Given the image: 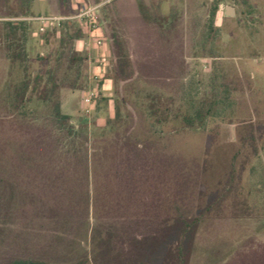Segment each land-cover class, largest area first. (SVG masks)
Segmentation results:
<instances>
[{
	"label": "rangeland",
	"instance_id": "374dc122",
	"mask_svg": "<svg viewBox=\"0 0 264 264\" xmlns=\"http://www.w3.org/2000/svg\"><path fill=\"white\" fill-rule=\"evenodd\" d=\"M97 4L104 66L85 21L27 20L21 101L0 47V264H264V0H0V21Z\"/></svg>",
	"mask_w": 264,
	"mask_h": 264
},
{
	"label": "trees",
	"instance_id": "16d2710c",
	"mask_svg": "<svg viewBox=\"0 0 264 264\" xmlns=\"http://www.w3.org/2000/svg\"><path fill=\"white\" fill-rule=\"evenodd\" d=\"M216 7L212 12V16H215ZM27 20H1L0 21V47L4 46L8 50V58L12 67H16L19 70V77L17 78L16 87L18 90L15 92L16 98L19 100L25 99V95L29 89L30 78L27 73V66L25 64V46H24V35L27 28ZM64 24L69 23L64 21ZM14 68V69H16ZM42 77L38 78L35 85L41 83ZM16 81V80H15ZM43 88V86H42ZM38 94V98L43 100L44 96L40 94H46L49 90L47 84L44 85L43 89ZM26 102L24 103V105ZM57 114H60L59 108L56 110ZM62 118L68 119L67 115H61ZM204 119V115L201 112H196V118ZM188 119V117H186ZM189 121V120H188Z\"/></svg>",
	"mask_w": 264,
	"mask_h": 264
},
{
	"label": "built area",
	"instance_id": "2783aa9c",
	"mask_svg": "<svg viewBox=\"0 0 264 264\" xmlns=\"http://www.w3.org/2000/svg\"><path fill=\"white\" fill-rule=\"evenodd\" d=\"M100 7L99 4L97 5H90L89 7L83 8L80 10L77 14L74 16H44V15H37V16H30L25 17L23 19L25 20H36L40 23H50L52 25L55 21H61L62 19H80L88 23V34L93 39L94 47L97 51L100 52V60L99 64L102 66L105 65L106 61V55L104 53L105 50V39L102 36L95 35V31L98 28V20H97V10ZM41 31L44 30V28L41 26L39 28ZM86 101H89V98H86Z\"/></svg>",
	"mask_w": 264,
	"mask_h": 264
},
{
	"label": "water",
	"instance_id": "95a60500",
	"mask_svg": "<svg viewBox=\"0 0 264 264\" xmlns=\"http://www.w3.org/2000/svg\"><path fill=\"white\" fill-rule=\"evenodd\" d=\"M225 13H226V15H231L233 13V8L227 7Z\"/></svg>",
	"mask_w": 264,
	"mask_h": 264
}]
</instances>
